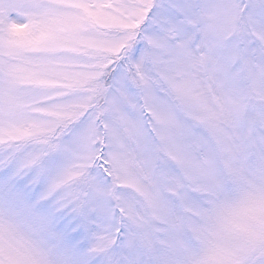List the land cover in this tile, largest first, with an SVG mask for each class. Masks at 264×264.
<instances>
[{
	"label": "snow or ice",
	"instance_id": "snow-or-ice-1",
	"mask_svg": "<svg viewBox=\"0 0 264 264\" xmlns=\"http://www.w3.org/2000/svg\"><path fill=\"white\" fill-rule=\"evenodd\" d=\"M0 264H264V0H0Z\"/></svg>",
	"mask_w": 264,
	"mask_h": 264
}]
</instances>
